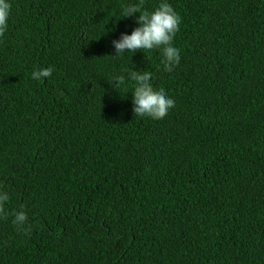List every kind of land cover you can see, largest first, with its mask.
Returning a JSON list of instances; mask_svg holds the SVG:
<instances>
[{
  "label": "trees",
  "instance_id": "trees-1",
  "mask_svg": "<svg viewBox=\"0 0 264 264\" xmlns=\"http://www.w3.org/2000/svg\"><path fill=\"white\" fill-rule=\"evenodd\" d=\"M137 2L12 0L0 264H264V0H168L183 20L171 73L155 50L112 57ZM131 69L174 98L166 118L135 116L133 83L110 82Z\"/></svg>",
  "mask_w": 264,
  "mask_h": 264
},
{
  "label": "clouds",
  "instance_id": "clouds-1",
  "mask_svg": "<svg viewBox=\"0 0 264 264\" xmlns=\"http://www.w3.org/2000/svg\"><path fill=\"white\" fill-rule=\"evenodd\" d=\"M12 0H0V39L8 28L12 15ZM139 13V15H137ZM123 17H131L138 25L131 33L124 32L118 39L112 41L115 50L114 58H122L126 53H144L158 51L164 71L171 73L181 63V49L175 46V38L183 22L182 17L174 10L168 0H160L159 5L152 11L143 9V0L130 3L124 8ZM127 75H119L110 80L119 89L126 86L127 81L133 83V111L135 116L149 120H163L169 111L175 107L174 98L170 97L164 88L155 89L152 75L148 71L126 70ZM54 68L35 69L33 80L50 78ZM10 193L0 187V217H7L6 204L10 200ZM12 223L17 230L27 233L30 229L29 216L25 210L12 213Z\"/></svg>",
  "mask_w": 264,
  "mask_h": 264
}]
</instances>
